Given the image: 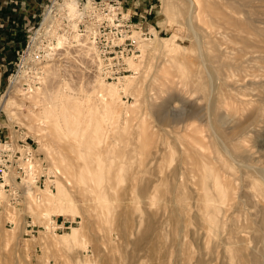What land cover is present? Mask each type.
Masks as SVG:
<instances>
[{
    "label": "rangeland",
    "instance_id": "1",
    "mask_svg": "<svg viewBox=\"0 0 264 264\" xmlns=\"http://www.w3.org/2000/svg\"><path fill=\"white\" fill-rule=\"evenodd\" d=\"M84 1L19 12L24 39L0 73V126L31 139L55 179L0 212V264H264V0H125L149 48L112 82L65 33ZM100 81L119 88L112 114ZM78 101L86 126L75 122ZM217 138L238 150L226 154ZM44 215L75 224L21 234L25 217L40 226Z\"/></svg>",
    "mask_w": 264,
    "mask_h": 264
},
{
    "label": "built area",
    "instance_id": "2",
    "mask_svg": "<svg viewBox=\"0 0 264 264\" xmlns=\"http://www.w3.org/2000/svg\"><path fill=\"white\" fill-rule=\"evenodd\" d=\"M76 10L77 15L72 19L66 12V17L71 23L67 22L65 33L67 36L73 33L72 39L76 44L91 49L98 64L99 78L112 82L134 73L129 68L127 60L137 56L140 41L150 35V32L144 30L141 23L133 22L134 16L124 8L122 0H85L76 4ZM134 32L137 35L134 36ZM29 42L32 43V40L30 39ZM22 135V132L18 133V139L14 140L0 131V212L2 213L7 211L13 213L21 209L28 194H36L37 189L45 188L46 180L55 179L52 173H48L47 164L37 151L36 144ZM25 220L24 237L38 235L42 228L33 224L29 216L25 217ZM50 224L53 232L60 233L73 226L75 222L53 217ZM5 225L11 227L14 223L8 220Z\"/></svg>",
    "mask_w": 264,
    "mask_h": 264
},
{
    "label": "bare ground",
    "instance_id": "3",
    "mask_svg": "<svg viewBox=\"0 0 264 264\" xmlns=\"http://www.w3.org/2000/svg\"><path fill=\"white\" fill-rule=\"evenodd\" d=\"M191 2L192 1H194V0H190ZM194 3V2H193ZM197 4V3H196ZM198 5V4H197ZM76 7V6H75ZM227 8V7H226ZM76 15H77V10H76V13H75ZM76 15L74 16L73 15V17L75 18L76 17ZM196 17V16H195ZM73 23H75V22H73ZM208 31V30H207ZM58 37V36H57ZM57 43H56V46H58V47H61V46H63V44L65 43V41L67 40L64 36H60V37H58L57 39ZM168 41H166L165 39H161V38H158L157 39V44H158V47L160 48V47H162V45H164L165 43H167ZM54 48H55V46H54ZM62 48V47H61ZM138 48H139V50L141 51V53H144L145 51H147V49L149 48V46L147 45V44H144V43H142V41L139 43V46H138ZM53 49V48H52ZM198 51V50H197ZM142 55V54H141ZM231 73V72H230ZM124 81V80H123ZM122 81V82H123ZM224 81V80H223ZM107 82V81H106ZM120 83V82H119ZM118 86H120V87H122V84H120V85H118ZM217 87V86H216ZM124 90V88L122 87V88H120V90ZM118 90H119V88L118 87H115V86H113V85H111V84H108V85H105V83L103 82V81H100V84H99V91H100V93H101V98L103 99V105H104V109L106 110V112H108V114H112V113H114L115 112V110L117 109V105L119 104V102H120V97H119V95H118ZM219 93V92H218ZM219 95V94H218ZM76 104H75V107H77V116L75 117V118H77L76 120H75V122L76 123H81V122H83L82 124L84 125V126H86V123L88 122V119H89V110H88V106H87V103H85V101H78V102H75ZM214 103H215V101H214ZM83 104V105H82ZM77 105V106H76ZM216 105V104H215ZM209 109V108H208ZM61 110V109H60ZM74 112V113H75ZM208 112V111H207ZM156 117L162 122V123H165L166 121H170V120H168V116L165 114V112H164V109L163 108H159L158 110H157V112H156ZM196 116L194 115V114H192V115H190L189 116V119H194ZM73 119V118H72ZM198 119V118H197ZM74 121V120H73ZM74 122V123H75ZM70 123H71V121H70ZM75 123V124H76ZM190 124V123H189ZM188 124V125H189ZM192 124V123H191ZM82 125V126H83ZM187 125V126H188ZM71 126H72V124H71ZM185 126V125H184ZM191 126V125H190ZM95 128V137L96 138H99L100 136H102V134H103V132H104V121L102 120V122H98L97 124H96V126L94 127ZM186 128V127H185ZM83 130V129H82ZM85 130V129H84ZM93 133H94V130H93ZM63 136V135H62ZM102 138V137H101ZM100 138V139H101ZM233 138V137H232ZM218 139V138H217ZM99 141V140H98ZM218 141H219V143H220V147L222 148V150L226 153V154H230L231 155V152H233V153H235L237 150H238V148H237V145H235L234 144V142L232 141V140H229V141H227V143L224 141V140H219L218 139ZM217 145H219V144H217ZM228 145H229V147H228ZM240 149V148H239ZM239 154V153H238ZM203 155V154H202ZM237 155V154H236ZM235 154H234V156H236ZM244 157V156H243ZM230 158V157H229ZM237 158V157H236ZM229 160V159H228ZM240 160V159H239ZM230 161V160H229ZM234 161V160H233ZM232 163V162H231ZM195 164H197V163H195ZM65 166V165H64ZM235 166V165H234ZM196 170V169H195ZM214 182H217V181H214ZM220 182V181H219ZM52 183H53V181H48V180H46V185H45V187L47 188H49L51 185H52ZM228 183V182H227ZM213 184V183H212ZM220 185H217V187H219ZM214 187H215V185H214ZM37 190H40V189H37ZM36 190V191H37ZM61 192V191H60ZM215 192H216V190H215ZM1 193V192H0ZM57 194V193H56ZM227 194V193H226ZM58 195V194H57ZM221 195V194H220ZM219 195V196H220ZM28 196L29 197H33V195H30V194H28ZM27 196V197H28ZM58 197V196H57ZM61 197V196H60ZM227 197V196H226ZM54 198V197H53ZM60 199V198H59ZM32 200H34V202H39L40 201V197L39 196H36V198H33ZM61 201V200H60ZM30 202V201H29ZM55 202V201H54ZM64 202V201H63ZM62 202V203H63ZM222 202H224V201H222ZM25 203H27V202H25ZM40 203V202H39ZM38 203V204H39ZM225 203V202H224ZM68 204V203H67ZM100 204H102L101 202H100ZM105 205V204H104ZM211 205V204H210ZM54 206V205H53ZM59 207V206H58ZM54 209V208H53ZM8 218V220H12L13 221V223H14V227H16L17 226V223H16V226H15V220H13V218H12V216H8L7 217ZM42 218L43 219H40L39 220V222L41 223L40 224V227L42 228V229H40L39 230V232H38V235L39 234H41V233H46V234H52V235H54L55 234V232H53L52 231V227H51V220H52V218H51V216H46V215H44V216H42ZM31 221H32V223L33 224H35V225H37V226H39L36 222H34L32 219H31ZM208 221H210V220H208ZM25 225H26V220L25 221H23V222H21V224H20V231H21V234L24 236V233H25ZM208 225V224H207ZM209 226V225H208ZM210 228H212V227H210ZM212 231V230H211ZM212 233V232H211ZM38 235H35L34 237H36V236H38ZM209 235V234H208ZM34 237H29V238H34ZM244 249V248H243Z\"/></svg>",
    "mask_w": 264,
    "mask_h": 264
},
{
    "label": "crops",
    "instance_id": "4",
    "mask_svg": "<svg viewBox=\"0 0 264 264\" xmlns=\"http://www.w3.org/2000/svg\"><path fill=\"white\" fill-rule=\"evenodd\" d=\"M36 0H0V73L6 70V65L9 64V57L14 50V45L23 41L25 26V13L20 16L19 12L31 10L30 4ZM123 6L126 8L125 0H122ZM137 18L134 17V20ZM20 21V22H19ZM6 28L3 31V28ZM8 33H5V32ZM12 48V49H11ZM3 126H0V131L3 133Z\"/></svg>",
    "mask_w": 264,
    "mask_h": 264
}]
</instances>
